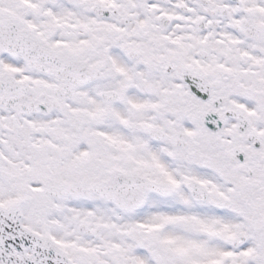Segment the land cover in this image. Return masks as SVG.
<instances>
[{
  "label": "snow or ice",
  "instance_id": "obj_1",
  "mask_svg": "<svg viewBox=\"0 0 264 264\" xmlns=\"http://www.w3.org/2000/svg\"><path fill=\"white\" fill-rule=\"evenodd\" d=\"M0 264H264V0H0Z\"/></svg>",
  "mask_w": 264,
  "mask_h": 264
}]
</instances>
